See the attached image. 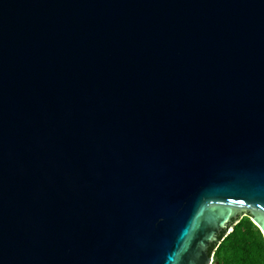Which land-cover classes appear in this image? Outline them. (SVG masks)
Returning a JSON list of instances; mask_svg holds the SVG:
<instances>
[{
    "label": "water",
    "instance_id": "95a60500",
    "mask_svg": "<svg viewBox=\"0 0 264 264\" xmlns=\"http://www.w3.org/2000/svg\"><path fill=\"white\" fill-rule=\"evenodd\" d=\"M242 213L264 0H0V264H214Z\"/></svg>",
    "mask_w": 264,
    "mask_h": 264
},
{
    "label": "trees",
    "instance_id": "16d2710c",
    "mask_svg": "<svg viewBox=\"0 0 264 264\" xmlns=\"http://www.w3.org/2000/svg\"><path fill=\"white\" fill-rule=\"evenodd\" d=\"M234 230L221 241L213 244L215 264H264V234L252 216H241L234 223ZM225 232L220 234V239Z\"/></svg>",
    "mask_w": 264,
    "mask_h": 264
},
{
    "label": "rangeland",
    "instance_id": "374dc122",
    "mask_svg": "<svg viewBox=\"0 0 264 264\" xmlns=\"http://www.w3.org/2000/svg\"><path fill=\"white\" fill-rule=\"evenodd\" d=\"M245 215H247V214H243V213H242L240 216H245ZM214 264H215V263H214Z\"/></svg>",
    "mask_w": 264,
    "mask_h": 264
}]
</instances>
